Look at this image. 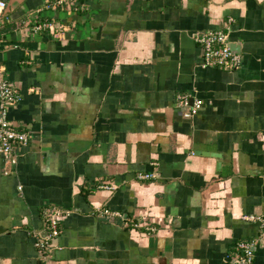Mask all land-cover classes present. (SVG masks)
<instances>
[{
    "label": "crops",
    "instance_id": "1",
    "mask_svg": "<svg viewBox=\"0 0 264 264\" xmlns=\"http://www.w3.org/2000/svg\"><path fill=\"white\" fill-rule=\"evenodd\" d=\"M0 1L27 135L15 166L0 156V264H39L49 207L67 212L58 264H232L245 241L264 264V226L244 220L264 217V0ZM229 18L240 67H201L195 38ZM178 96L203 102L194 117Z\"/></svg>",
    "mask_w": 264,
    "mask_h": 264
},
{
    "label": "built area",
    "instance_id": "2",
    "mask_svg": "<svg viewBox=\"0 0 264 264\" xmlns=\"http://www.w3.org/2000/svg\"><path fill=\"white\" fill-rule=\"evenodd\" d=\"M63 0H55L47 2L46 8H54L61 4ZM6 9L4 2L0 1V32L4 23L9 21V18L4 16L3 12ZM232 19H228V25L225 29L209 31L199 37L195 41L200 44L202 50L201 67L210 69H220L223 71L234 72L242 62L241 56L236 54L231 49L230 42V25ZM45 29L54 32L53 24L50 22H41L31 27L32 32L36 33ZM1 43V39H0ZM177 106L184 110L183 116L186 119L194 117L200 110L203 102L195 99L190 102L186 96L177 97ZM19 101V94L16 86L5 78L3 69L0 68V156L12 165L15 166L18 160V145H25L27 135L17 131L8 119V111ZM155 178L154 174L138 175L139 180H149ZM101 188H106L102 186ZM67 214L61 208L49 207L43 213L45 230L44 235L36 233V249L39 254V264H58L51 260V243L58 236V223ZM100 217L104 218H122L121 213L109 209H101L98 212ZM245 221L258 223L264 226V217L248 216L244 217ZM134 228L139 226V223L132 224ZM153 230V229H150ZM253 241L238 242L235 245L234 252L229 259L232 264H251L253 262Z\"/></svg>",
    "mask_w": 264,
    "mask_h": 264
},
{
    "label": "water",
    "instance_id": "3",
    "mask_svg": "<svg viewBox=\"0 0 264 264\" xmlns=\"http://www.w3.org/2000/svg\"><path fill=\"white\" fill-rule=\"evenodd\" d=\"M231 47V46H230ZM231 49H232V47H231Z\"/></svg>",
    "mask_w": 264,
    "mask_h": 264
}]
</instances>
